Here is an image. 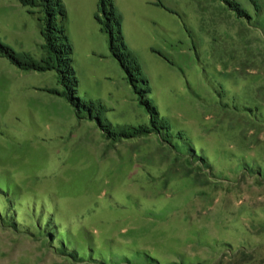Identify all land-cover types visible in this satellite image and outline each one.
I'll use <instances>...</instances> for the list:
<instances>
[{"label":"rangeland","instance_id":"1","mask_svg":"<svg viewBox=\"0 0 264 264\" xmlns=\"http://www.w3.org/2000/svg\"><path fill=\"white\" fill-rule=\"evenodd\" d=\"M112 2L0 0V264H264V0Z\"/></svg>","mask_w":264,"mask_h":264},{"label":"trees","instance_id":"2","mask_svg":"<svg viewBox=\"0 0 264 264\" xmlns=\"http://www.w3.org/2000/svg\"><path fill=\"white\" fill-rule=\"evenodd\" d=\"M42 1L44 4V7H43L44 13L46 15V29H47L46 31H48V32H45L44 35L48 43H50L49 42L50 36L47 34V33H51L49 31L51 30V28L49 29V26L53 24L55 16H60L62 19H65L66 11H65L63 4L61 3V0H42ZM98 8H99L100 13L106 19V22L110 20L116 21L118 19L115 14L112 0H98ZM60 39H61L60 41H65L66 44L62 50L59 49L61 50V52L59 53L55 52L53 54L52 61L55 62V65L49 64L46 70H57V68L59 67V64H61L62 62L65 64L69 62L68 56L70 54L71 47L69 46V44H67V41L65 38H60ZM53 48L54 46L50 44V49L53 50ZM8 57H10V59L13 60L11 56L8 55Z\"/></svg>","mask_w":264,"mask_h":264}]
</instances>
